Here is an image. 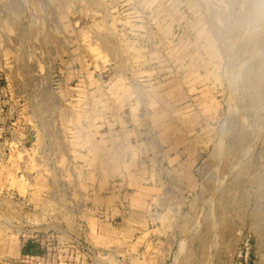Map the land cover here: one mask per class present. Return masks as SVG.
<instances>
[{
	"label": "rangeland",
	"instance_id": "obj_1",
	"mask_svg": "<svg viewBox=\"0 0 264 264\" xmlns=\"http://www.w3.org/2000/svg\"><path fill=\"white\" fill-rule=\"evenodd\" d=\"M150 11L165 38L145 64L147 142L160 143L163 128L205 147L196 189L168 196L173 213L160 219L157 194L139 191L156 183L157 162L136 173L133 156L116 172L103 166V185L124 181L123 207L82 214L64 114L47 131L48 112L84 96L72 142L98 130L110 139L111 82L133 51L138 61L132 32ZM134 221L140 232L146 222L175 229L170 256L149 257L157 248L133 238ZM27 243L34 255L23 257ZM0 264H264V0H0Z\"/></svg>",
	"mask_w": 264,
	"mask_h": 264
},
{
	"label": "crops",
	"instance_id": "obj_2",
	"mask_svg": "<svg viewBox=\"0 0 264 264\" xmlns=\"http://www.w3.org/2000/svg\"><path fill=\"white\" fill-rule=\"evenodd\" d=\"M152 13L153 11H150L148 18L143 19L144 23H142V25L138 24L141 26L140 29H136V32H132L133 35L135 34L132 38L138 40L136 43L139 51L138 61H135V51H133L132 54L128 55L129 58L125 67V73L122 72L124 77H116L114 81L111 82L113 85L114 83L116 85V88L113 90L114 95L112 96V107H114L113 116L117 118V121L119 120V123L115 122L114 124H110V129L107 132L110 133V139H106L104 142V132L98 130L94 132L96 135L95 139L89 144L86 141L72 142L70 133L74 132L72 128L75 126L72 124V121L74 122L76 114L82 115L84 122L86 120L83 116L86 112L80 107H75L76 100H78V106L85 104V100L83 99L84 96L75 94L77 97L73 96L67 99L63 108L60 107V104L54 105L48 112V115L46 114V123L50 125L47 131L51 128L50 121L53 120L52 129H54V121L55 123L60 122L58 119V112L60 109V113L64 114L62 118L63 125H65L64 129H67L70 140L69 144L67 143V145H64L65 158L68 160V165H70L69 174L75 177V184L79 188L76 194L71 192L72 196L70 197L74 198V196H76L79 198L78 204L81 207L82 214L88 210V207L90 210L92 208L94 209L91 211L95 213V215H97V213L102 214L103 212L112 213L115 210L117 211L118 206L123 207L120 200L122 196L127 193L123 186L124 181L120 182L117 177H114L113 179H106V184L103 185V166L107 165L109 167L108 173L116 172L119 163L124 166L133 160V156H135V160H137L135 164L140 167L142 166V170H138L136 173L144 174L145 165L146 167H150L152 160L157 162L159 172L154 173V176L156 175L157 177L156 183L153 185H141L139 191L142 193L157 194L160 211L164 205V211L160 212V219L163 214L166 219L169 213H173L171 210H167L168 196L175 195V193L181 197L190 196L194 190L193 188L196 189L197 180L194 176L196 165L202 153H204L205 147L200 148V145L196 144V142H192L191 139H189V141L187 137H181L178 133L168 137V135H166L167 129L163 128L162 131L165 133L162 136H164V139H162L160 143L157 142L154 147H152L150 143L147 142V135H149L150 127L145 122V103L148 95L147 85L149 84V79L145 77L148 73H146L145 69V66L148 65L145 64H147L148 49L153 50L155 47L159 46V41H156V38H165V34L162 35L160 33L161 31H154L155 25L152 21L158 20V16L154 17ZM152 17H154V19ZM148 68L149 67H147V69ZM136 71L138 72L137 75ZM120 87L126 89L128 92L119 95ZM115 93H117V95ZM122 108L127 111L124 115L121 114V111H123ZM134 109L135 114L132 115ZM52 112L55 115L54 118L51 117ZM109 116L111 120L114 121V118L111 115ZM123 116L124 118H122ZM126 118H129V120ZM84 122L79 124V129L84 128V126H81L84 125ZM119 134L122 135L120 138L121 142L118 140ZM182 134L188 136L185 135V133ZM45 135L46 138L49 136L47 132ZM113 135H116L115 139ZM51 148L55 152L59 149L57 145H54V147L51 146ZM154 149L157 150L158 153H155ZM74 170L77 171V174L74 173ZM93 176L94 181L91 180ZM171 181L173 183H171ZM172 184L175 185V189L172 187ZM87 198L91 200L95 199V201L92 200L93 202L89 201L88 203ZM99 216L100 215H98V217ZM145 224L146 226L142 232L137 229L138 227L136 226L139 225L136 224L135 221L132 225H126V228L134 231L133 238L137 232L140 234L138 237H144L143 240L145 245L157 248L152 250L156 253L149 257L162 260L170 256L168 251H170V247L173 246L176 241V230L174 229L171 231V229H168L166 221H164L163 224L159 222L158 233H155L154 229L149 227V223L146 222Z\"/></svg>",
	"mask_w": 264,
	"mask_h": 264
},
{
	"label": "trees",
	"instance_id": "obj_3",
	"mask_svg": "<svg viewBox=\"0 0 264 264\" xmlns=\"http://www.w3.org/2000/svg\"><path fill=\"white\" fill-rule=\"evenodd\" d=\"M29 247H30V243H27V245L25 246V249H24V255H22L23 257L24 256H33L34 254H32L33 252H30V249H29Z\"/></svg>",
	"mask_w": 264,
	"mask_h": 264
},
{
	"label": "built area",
	"instance_id": "obj_4",
	"mask_svg": "<svg viewBox=\"0 0 264 264\" xmlns=\"http://www.w3.org/2000/svg\"><path fill=\"white\" fill-rule=\"evenodd\" d=\"M241 255L244 256V261L246 262L247 261V255H248V252L247 251H241Z\"/></svg>",
	"mask_w": 264,
	"mask_h": 264
}]
</instances>
